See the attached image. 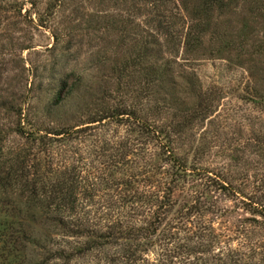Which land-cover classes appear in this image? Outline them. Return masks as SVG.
<instances>
[{
	"label": "rangeland",
	"instance_id": "rangeland-1",
	"mask_svg": "<svg viewBox=\"0 0 264 264\" xmlns=\"http://www.w3.org/2000/svg\"><path fill=\"white\" fill-rule=\"evenodd\" d=\"M7 174L0 264H264V0H0Z\"/></svg>",
	"mask_w": 264,
	"mask_h": 264
},
{
	"label": "trees",
	"instance_id": "trees-1",
	"mask_svg": "<svg viewBox=\"0 0 264 264\" xmlns=\"http://www.w3.org/2000/svg\"><path fill=\"white\" fill-rule=\"evenodd\" d=\"M172 16L175 18H178L177 17L178 13L177 14L175 13ZM15 183H16L15 178L8 175V174L2 175V178H0V188L3 190H5L9 187H12ZM39 188H40V186H38L35 181H28V180H26L22 186V189L26 193L27 192L29 193L28 198H32L35 195L39 194V192H38ZM51 188H53V185ZM55 194H56V192H55ZM55 194H50L48 199H51V200H54L57 198L62 199L63 196H66L65 194H63L62 197H61V195L58 197ZM68 196H69V194H68ZM54 211H56V212H54ZM26 212L28 214L31 213V217H38V218L45 217V218L51 219L53 221H57L58 223H60L62 225L63 229L66 228L67 230H69L71 232H72V229H75V231H73L74 233H78V231L84 230L81 226H75V225L71 224V219L69 218L71 209H69V208H67V209L66 208L65 209L59 208V210L58 209L57 210H51L48 207H45L42 209L40 207L37 210H31V211L26 210ZM31 231H33V230L30 229V233H31ZM21 234L22 235L27 234L25 228H20L18 230H12L11 226H7V228L5 230L0 232V237L2 235L6 236L5 238H6L7 243H9L13 247H15V245L18 244L19 238L23 237V236H21ZM13 236L16 237V240H13ZM9 251L10 250H8V248L4 249L3 246L0 245V259H3L4 256L7 255V253Z\"/></svg>",
	"mask_w": 264,
	"mask_h": 264
},
{
	"label": "clouds",
	"instance_id": "clouds-1",
	"mask_svg": "<svg viewBox=\"0 0 264 264\" xmlns=\"http://www.w3.org/2000/svg\"><path fill=\"white\" fill-rule=\"evenodd\" d=\"M79 47L74 44L65 55H58L56 69L60 76L75 75L81 78L85 84H90L93 82L96 70L91 66L90 55L87 52H77Z\"/></svg>",
	"mask_w": 264,
	"mask_h": 264
}]
</instances>
